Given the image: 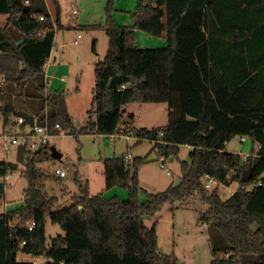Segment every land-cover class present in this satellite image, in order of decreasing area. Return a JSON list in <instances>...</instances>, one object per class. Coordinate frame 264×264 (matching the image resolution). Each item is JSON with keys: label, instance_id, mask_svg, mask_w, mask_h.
I'll use <instances>...</instances> for the list:
<instances>
[{"label": "trees", "instance_id": "trees-1", "mask_svg": "<svg viewBox=\"0 0 264 264\" xmlns=\"http://www.w3.org/2000/svg\"><path fill=\"white\" fill-rule=\"evenodd\" d=\"M54 1L56 17L45 0H0V12L7 14L6 25H0L4 134L18 125L26 129V123L14 119L23 110L38 124L59 123L76 138L111 135L124 126L137 143L154 140L160 159L177 157L181 145L188 144L190 158L181 160L177 184L151 192L139 180L148 155L106 157V188H127L129 196L92 193L89 181L76 176L74 202L55 208L58 198L46 191L50 175L40 166L56 158L51 142L26 151L24 201L0 212V264H32L23 255L45 256L44 264H181L174 253L160 252L157 223L149 226L145 217L155 216L166 203L186 208L192 199L208 205L199 221L209 234L211 264H264V0H138L132 25L114 22L110 0L105 24L84 25L104 28L109 47L95 64L91 106L79 127L68 110L67 90L50 89L46 78L56 29L62 25L59 0ZM157 4L164 8L167 44L139 48L137 28L147 24L149 31H158L153 26L161 13ZM133 102L167 103L168 122L145 127L125 120L126 106ZM130 116L134 119V113ZM237 135L251 140L250 154L227 149ZM248 167L252 177L243 181ZM14 169L0 159V197ZM207 174L216 179L210 188ZM233 182L238 188L224 199L220 186ZM48 215L65 231L49 245ZM31 220L35 226L30 230Z\"/></svg>", "mask_w": 264, "mask_h": 264}, {"label": "rangeland", "instance_id": "rangeland-1", "mask_svg": "<svg viewBox=\"0 0 264 264\" xmlns=\"http://www.w3.org/2000/svg\"><path fill=\"white\" fill-rule=\"evenodd\" d=\"M45 1L53 16L56 17L55 1ZM137 2L138 0H113L110 14L114 22L120 25H132L134 23L132 13L137 7ZM109 3L110 0H59L62 25L56 30L52 57L46 65V78L48 87L52 89L50 83L53 75L50 74L65 76V82L68 83L67 106L77 126L86 122L95 85V64L98 60L104 59L109 47V36L104 28H88L84 25L105 24ZM157 5L160 6V4ZM74 9L77 12H73ZM160 9L161 13L153 24L158 31H149L147 24H142L137 28V47L166 46L165 14L162 6ZM6 18L7 15L0 12L1 26L6 25ZM10 30L14 32L15 36H20L19 31L15 28H10ZM61 64L62 71L55 69V72L53 70L50 73L51 65ZM154 108L158 111L151 112L150 110ZM166 109H168V104L165 102H133L126 106L124 119L133 120L138 126L161 124L169 119V111L167 112L168 116L165 115ZM131 113H134V119L131 118ZM3 127L4 117L0 111V159L17 163L14 171L6 177V192L3 197H0V212L20 206L24 201V191L27 186V178L22 175L26 151L22 146L11 144L9 150H6L4 146L6 141H10L11 133L21 131L20 126L14 127L11 132L6 134L3 132ZM51 143L53 148L63 155L41 162L40 166L50 175L46 182V191L58 198L55 208L64 207L74 202L73 194L78 191L76 176L89 181L92 193L103 192L107 198H110L125 191L126 197L129 196L127 188L119 186L106 188L103 172V159L106 157L127 152H131L133 157L148 155L149 162L140 167L139 180L141 186L151 192L164 190L172 183L177 184L181 175L180 162L190 158L188 145H181L177 157L174 156V159L167 157L166 164L171 172L168 173L160 165L161 160L156 149L153 150L155 142L145 139L137 143V137L134 134L127 135L125 132L115 136L84 133L78 138L71 133H60L51 138ZM229 148L230 151H242L250 154L252 142L249 138L241 140L237 135L232 138ZM56 167L66 169L68 175L58 177V179L54 178ZM238 185V182H233L228 186L221 185V196L224 199L229 197L238 188ZM142 197L144 198V195ZM207 208L206 203L192 199L186 208L171 209V204L166 203L155 216L145 217V223L149 226H152L155 221L157 222L160 252L174 253L179 257L181 264H211L213 254L209 234L206 224L199 221L201 212ZM60 233L64 234L65 231L48 215L46 221L47 245L51 243L52 237ZM40 259L46 261L45 256H40Z\"/></svg>", "mask_w": 264, "mask_h": 264}, {"label": "built area", "instance_id": "built-area-1", "mask_svg": "<svg viewBox=\"0 0 264 264\" xmlns=\"http://www.w3.org/2000/svg\"><path fill=\"white\" fill-rule=\"evenodd\" d=\"M29 0H27L28 2ZM74 12H77L76 9H74ZM40 19L43 20L44 16H40ZM38 33H41V31H38ZM78 36H81V34H78ZM77 41V40H76ZM4 79L0 78V83L3 82ZM15 120L18 121V123H25V119L22 116H15ZM27 129L21 130L20 132L14 133L9 138L10 141L5 143V149L9 150L10 145H17L22 146L25 151L30 152L38 149L41 145L46 144L48 142H51V138L60 133H67L65 129L62 128V126L59 123H56L54 125H50L48 122L45 124H38L37 120L35 118L34 125H31L29 123H26ZM124 132V127H121L120 132ZM122 132V133H123ZM119 133V132H118ZM121 134V133H120ZM242 140H246V137H241ZM124 157L127 159H132L131 153H124ZM166 157H161V163L165 170H167L168 173H170L169 167L166 164L165 161ZM55 173L58 174L60 177H66L68 175V172L66 169L61 167H56ZM263 181L260 180L259 183L261 184ZM216 183V179L213 176H210L209 174L206 175V181L205 186L210 188ZM35 226V221L31 220L27 222V228L33 229ZM28 262L32 264H44L45 261L37 259L35 256H28L26 258Z\"/></svg>", "mask_w": 264, "mask_h": 264}, {"label": "crops", "instance_id": "crops-1", "mask_svg": "<svg viewBox=\"0 0 264 264\" xmlns=\"http://www.w3.org/2000/svg\"><path fill=\"white\" fill-rule=\"evenodd\" d=\"M49 11H50V13H51V15L53 16V14H52V12H51V10L49 9ZM74 12V11H73ZM7 15V14H6ZM54 17V16H53ZM7 19V18H6ZM58 29V28H57ZM56 29V30H57ZM52 52H53V49H52V51H51V55H50V57H52ZM50 57H49V59H50ZM51 60H53V59H51ZM50 63V62H49ZM62 64L61 65H51L50 66V73L54 70V72H55V69H56V71H62ZM49 73V74H50ZM50 75H53L52 76V80H51V88L52 89H64V90H66L67 88H68V83H66L65 82V76H59V75H57V74H50ZM151 108V107H150ZM157 109H158V107H156ZM156 108H154V109H151L150 111L151 112H153L154 110H155V112L156 111H158ZM169 111V107H168V109H166L165 110V115H167L168 116V112ZM70 112V111H69ZM70 114H71V112H70ZM72 115V114H71ZM72 117H73V115H72ZM166 122H164V123H161V124H151L152 126H149V125H142V126H145V127H153V126H159V125H164V124H166L167 122H168V120H165ZM135 125L136 126H138L136 123H135ZM79 127V126H78ZM124 127V126H123ZM123 131H121V132H117V133H114V134H111L110 136H115L116 134L118 135V134H120V133H122ZM128 135H131V134H128ZM241 138V137H240ZM242 140V139H241ZM151 141H153V142H155L154 140H151ZM232 140H230L228 143H227V149L228 150H230V148H229V144H230V142H231ZM52 144V143H51ZM186 145H188V144H186ZM188 147L191 149L192 147L190 146V145H188ZM127 153H131V152H127ZM239 153H241V154H243V155H247L248 153H244V152H242V151H240ZM124 154V153H123ZM63 155V154H62ZM131 155H132V153H131ZM133 157V156H132ZM105 159V158H104ZM104 159H103V163H104ZM171 159H174V157H171ZM167 160V157H166V159H165V161ZM160 165H162V163L160 164ZM171 173V172H170ZM179 179H180V177H179ZM116 196H118V197H120V198H124V197H126V193H125V191L123 192V193H117V194H115ZM25 197V196H24ZM128 197V196H127ZM126 197V198H127ZM171 209H175L174 208V206H172L171 205ZM5 211H7L6 209H5ZM156 222V221H155ZM157 223V222H156ZM25 256V257H24ZM28 256H30V255H23V256H21L20 258H22V259H26ZM35 257H37V259L39 258V260H43V259H40V257L39 256H35Z\"/></svg>", "mask_w": 264, "mask_h": 264}, {"label": "water", "instance_id": "water-1", "mask_svg": "<svg viewBox=\"0 0 264 264\" xmlns=\"http://www.w3.org/2000/svg\"><path fill=\"white\" fill-rule=\"evenodd\" d=\"M18 115L24 117V119H25V123H29V124H31V125H34V123H35V116H34L33 114H30V113H28L27 111H23V110H22V111H20V112L18 113ZM52 154H53L54 157H61V156H62V153L57 152L54 148L52 149ZM10 162H11V164H12V166H13L14 168L17 167V163H15V162H13V161H10ZM252 172H253L252 167H248V168L243 172V175H242L241 179H242L243 181H248V180H250V178L252 177ZM80 208H83V206L80 205Z\"/></svg>", "mask_w": 264, "mask_h": 264}]
</instances>
